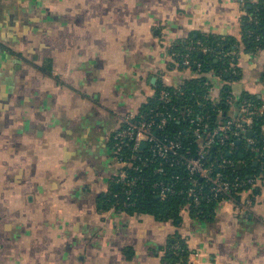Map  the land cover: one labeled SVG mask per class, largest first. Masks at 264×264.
I'll list each match as a JSON object with an SVG mask.
<instances>
[{"label": "crops", "instance_id": "obj_1", "mask_svg": "<svg viewBox=\"0 0 264 264\" xmlns=\"http://www.w3.org/2000/svg\"><path fill=\"white\" fill-rule=\"evenodd\" d=\"M247 16L243 0H0V264H184L166 257L175 237L188 264H264V166L249 214L224 199L177 224L99 203L122 118L158 82L194 78L170 49L192 35L241 42ZM237 65L232 81L212 73L215 93L264 105V46H242Z\"/></svg>", "mask_w": 264, "mask_h": 264}, {"label": "trees", "instance_id": "obj_2", "mask_svg": "<svg viewBox=\"0 0 264 264\" xmlns=\"http://www.w3.org/2000/svg\"><path fill=\"white\" fill-rule=\"evenodd\" d=\"M246 9L248 16L242 21V39L238 42L233 37H227L226 39L217 36H204L198 35L197 37L192 35L187 40L178 41L172 47V51L177 53V62H183V54H188L192 62L200 63L201 67H197L196 63L190 68V71L194 73V78L185 80L180 86L183 89V95H174L170 104L176 105L179 108L180 113H185L186 109L190 107L195 114H202L209 116V122L213 126L220 119L228 120L231 117H235L229 114L230 105L227 104L226 99L229 95H234L232 87H223L221 90V98L217 104H212L210 101L205 100L203 96L212 88L214 89L213 80L211 78L212 73L214 76L220 77L223 80H235L240 78L241 72L237 65H231L232 51L239 53L243 46L244 51L257 52L264 46V0H258L257 3L247 0ZM200 42L201 45L197 43ZM242 45V46H241ZM192 47V48H191ZM207 47L208 52H202V48ZM191 48V49H190ZM195 48V49H194ZM197 48V49H196ZM230 54V55H229ZM174 64V63H173ZM176 86H171L158 82L155 85L156 96L162 89L173 91ZM215 91V90H214ZM195 93V96L191 93ZM237 98L236 95H234ZM240 110L245 105L249 110H253L256 107H261L263 102L260 98L251 95H243L233 103V106H239ZM152 109L162 110L163 105L157 100V97L150 98L146 104L140 109L141 112H149ZM169 109V108H167ZM171 110V109H169ZM239 110V111H240ZM220 111V113H219ZM156 112V110H155ZM253 124L249 129L244 127L240 129V139H235V146H217L211 149V154L208 159V163H218V159L221 157L233 161V166L226 169H215V172H221L223 175L230 179L235 177H241L245 180L249 178H256L264 166V158L262 153L264 152V115L253 114ZM182 132V135L179 132ZM252 131L253 136L250 137L248 132ZM167 134L170 138H178L184 144L183 150L179 155H171L170 160L181 159V156L185 153L190 155L197 154L198 143L193 142L192 139V125L185 118L174 120L168 124L167 128L161 132ZM252 140L253 143H250ZM112 144V143H111ZM148 147H142L140 153L146 154ZM129 153V152H128ZM243 155V157H241ZM259 160V165L255 162ZM155 165L144 169L141 173H134L144 178L141 187L137 188L129 201L122 193V186H118L115 189V179L113 185L109 188L107 193H103L99 198L100 207L103 210L115 209L116 211L125 212L128 214H147L154 216L160 221H174L180 223L182 220V212L188 211L193 218L204 219L209 217L219 201H209L205 199L198 205H191L186 208L185 204L188 202L185 193H176L166 198H162L156 193L152 187V184L162 177L155 174ZM170 171L169 176L172 173L180 174L183 176L181 182L176 183L178 190H186L190 185L187 182V172L182 168H168ZM116 178V177H115ZM200 186H203V190L207 191L210 188L209 184L199 178ZM126 202L127 205H123ZM170 248L167 249V256L174 261H182L184 264H188V247L180 237H175L170 243ZM177 247V249H175Z\"/></svg>", "mask_w": 264, "mask_h": 264}, {"label": "built area", "instance_id": "obj_3", "mask_svg": "<svg viewBox=\"0 0 264 264\" xmlns=\"http://www.w3.org/2000/svg\"><path fill=\"white\" fill-rule=\"evenodd\" d=\"M243 2L245 5L247 0H243ZM252 2L257 3L258 0ZM197 44L201 45L200 42ZM208 50L207 47L202 48V52H208ZM231 54L233 55L231 65H235L238 63L239 53L234 50ZM170 56L175 61L172 64V69L190 70L196 63V61L192 62L190 60L187 53L183 54L182 63L177 62L178 55L172 51V48L170 49ZM196 66L201 67L200 63H196ZM174 88L173 91L162 89L157 96L154 93L151 97H157V100L163 105L162 110L152 109L145 113L141 110L131 112L122 118L120 127L113 132L111 138L112 149L120 165L115 184L122 186V193L129 201L133 192L141 187V183L144 181L143 177L134 173H141L144 169L156 164L155 174L166 178L158 179L152 184L154 191L160 197L166 198L176 193H185L188 200L185 204L186 208L191 205L196 206L204 199L207 202L230 199L237 202L240 207V214H249L252 201L244 197V194L251 191L256 178L245 180L241 177H235L232 180L221 172H215V169H226L233 166V161L221 157L215 165L214 163H208V159L211 149L217 146H230L233 148L235 139H240V129H244L245 126L249 129L252 127V115H264V105L251 111L245 105L235 117L228 120L220 119L212 126L209 122V116L195 114L190 107L186 109L185 113H180L176 105L170 104L174 95H183L184 93L182 87L176 86ZM191 94L195 96L194 92ZM221 95V93L216 94L214 89L211 88L203 97L212 104H217L222 100ZM226 102L232 107L235 102L234 95H229ZM181 118H185L192 125V139L193 142L198 143V151L195 155L185 153L179 160H170L171 155L180 154L184 144L177 137L170 138L167 134L161 132L167 128L169 123ZM179 134L182 135L183 139L181 131ZM249 141L253 143L252 140ZM142 147L149 148L146 154L140 153ZM262 154L264 155V152ZM168 168H182L183 171L187 172V182L190 185L185 191L178 190L176 185L182 179L184 180L183 176L172 173L167 178L170 173ZM199 178L210 185L207 191H204L203 186H200ZM123 205L125 206L127 203L124 202Z\"/></svg>", "mask_w": 264, "mask_h": 264}, {"label": "water", "instance_id": "obj_4", "mask_svg": "<svg viewBox=\"0 0 264 264\" xmlns=\"http://www.w3.org/2000/svg\"><path fill=\"white\" fill-rule=\"evenodd\" d=\"M248 135L250 136V137H252L253 136V132L252 131H249L248 132ZM241 157H243V155H241ZM118 188V184H115V189H117Z\"/></svg>", "mask_w": 264, "mask_h": 264}]
</instances>
